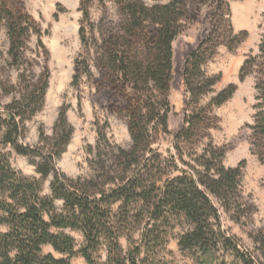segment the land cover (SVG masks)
<instances>
[{"label":"trees","instance_id":"1","mask_svg":"<svg viewBox=\"0 0 264 264\" xmlns=\"http://www.w3.org/2000/svg\"><path fill=\"white\" fill-rule=\"evenodd\" d=\"M108 1L119 14L118 25L107 27L104 18L97 23L91 19L90 8L98 4L106 10L105 0L80 1L78 33L84 54L75 60V79L86 75L108 110L126 118L132 145L121 153L125 176L114 187L103 190L96 189L91 181L69 179L56 169V160L72 134V129L66 128L63 110L47 150L20 143L25 133V110L33 105V115L42 104L47 86L43 75L29 97L14 99L0 112V227H7L6 232L0 231V264H68L77 255L87 264H98L94 256L101 249L106 253L102 264H165L156 259V250L165 248L176 222L185 226L178 246L196 264H225L220 259L224 253L234 264H264L224 230L214 203V199L221 202L229 211L243 163L225 168L221 163L224 148L192 157L197 145L218 125L214 108L236 91V85L230 84L210 102L201 104L219 80L208 77L203 67L217 56L220 46L232 52L247 36L246 32L234 33L226 20L228 3L237 0H170L151 6L140 0ZM207 5L214 7L210 33L191 52L182 70L186 113L182 128L173 137L179 154L166 150L163 158L159 146L153 144L159 129L168 133L172 43ZM29 20L22 15L17 0H0V33L5 30L8 36L9 55L15 64ZM98 28L103 29L97 40L92 35ZM91 64L99 74L97 79H93ZM248 76L254 78L255 91L254 114L248 127L255 154L264 163V36L257 52L249 53L239 70V81ZM148 91L156 94V100ZM180 145L187 150L191 163L185 160ZM7 149L37 159V177L15 172ZM49 177L50 192L43 195L42 185ZM58 202L61 208H57ZM69 231L82 235L78 251ZM122 238L128 244L126 252L120 244ZM261 245L264 247L263 241ZM44 246L66 258L43 255Z\"/></svg>","mask_w":264,"mask_h":264},{"label":"rangeland","instance_id":"2","mask_svg":"<svg viewBox=\"0 0 264 264\" xmlns=\"http://www.w3.org/2000/svg\"><path fill=\"white\" fill-rule=\"evenodd\" d=\"M73 1L17 0L22 15L29 17L30 24H26L28 32L22 40L16 64L9 55V40L5 30L0 33V112L14 99L29 97L39 87L42 76L46 75L47 86L39 110L33 115V105L25 110V133L20 143L30 148L45 147L47 150L48 140L54 134L55 124L63 110L66 128H71L72 134L56 160V169L69 179L91 181L96 189L108 190L125 176L121 153L129 151L132 141L126 118L113 114L108 110L106 102L99 100L95 95L93 81L86 75L75 79V60L84 52L78 33L82 17L79 10L81 0ZM140 1L151 6L156 3L165 4L170 0ZM105 4L108 5L106 10L98 4L90 8L91 19L97 23L104 18L107 27L109 24L118 25L120 17L115 7L108 0H105ZM213 15V5L202 6L196 18L186 25L172 43L173 68L167 98L168 133L159 129L155 136L156 143L153 144L159 146V153L163 158L166 150L179 154L173 137L182 128L186 113L183 65L191 52L209 35ZM263 16L264 0H237L228 3L226 20L229 26L234 33L246 32L247 36L232 52L220 46L217 56L203 67L208 77H218L219 80L213 86V92L207 94L201 104L210 102L217 92L230 84L236 85V91L222 106L214 108L218 125L197 145L192 157L195 159L210 149L224 148L221 163L225 168H234L243 163L238 192L229 205V211H225L221 202L214 199V203L219 208L224 230L264 263V247L261 245V241L264 242V163L255 154L248 127L252 124L254 114V78L248 76L243 81L238 79L246 56L257 52L264 36ZM100 29L103 28L95 29L92 35L97 40L100 38ZM91 70L93 79H97L99 74L92 64ZM150 93L156 100V94L148 91ZM178 148L182 149L180 152L185 160L191 163L185 147L180 145ZM6 151H10L9 163L15 172L27 178L37 177V159L16 155L10 149ZM50 181L51 177L44 181L43 195L49 194ZM56 206L61 208V203H56ZM184 227L183 222L175 223V228L169 230L167 242L163 246L165 248L156 250V259L165 264H196L178 246V238ZM0 231L6 232L7 227L1 226ZM68 233L75 239V250L78 251L83 243L82 235L78 232ZM120 244L123 252H126V239L122 238ZM49 253L56 258H66L55 253L50 246L42 247L43 255ZM105 256V251L101 249L94 258L98 264H102ZM220 259L225 264H234L227 253L222 254ZM68 264L87 263L77 255Z\"/></svg>","mask_w":264,"mask_h":264},{"label":"bare ground","instance_id":"3","mask_svg":"<svg viewBox=\"0 0 264 264\" xmlns=\"http://www.w3.org/2000/svg\"><path fill=\"white\" fill-rule=\"evenodd\" d=\"M76 0H74L73 2H75ZM76 4V3H75Z\"/></svg>","mask_w":264,"mask_h":264}]
</instances>
